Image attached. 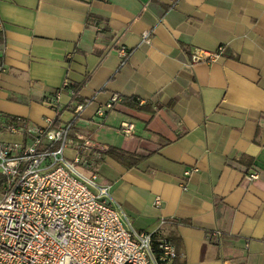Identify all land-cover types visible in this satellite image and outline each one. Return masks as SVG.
<instances>
[{
    "label": "crops",
    "instance_id": "0c3cea01",
    "mask_svg": "<svg viewBox=\"0 0 264 264\" xmlns=\"http://www.w3.org/2000/svg\"><path fill=\"white\" fill-rule=\"evenodd\" d=\"M0 36V115L95 146L97 184L174 245L162 264H264V0H0Z\"/></svg>",
    "mask_w": 264,
    "mask_h": 264
},
{
    "label": "built area",
    "instance_id": "2783aa9c",
    "mask_svg": "<svg viewBox=\"0 0 264 264\" xmlns=\"http://www.w3.org/2000/svg\"><path fill=\"white\" fill-rule=\"evenodd\" d=\"M141 39L148 42V32ZM221 53L222 46L214 52L193 48L189 63L213 62ZM117 55L124 62L130 51L119 47ZM118 99L113 96L105 109ZM81 110L82 105L75 106L72 122ZM104 112L100 108L96 115ZM53 124L46 121L45 128L35 127L0 115V131L23 138L0 140V264L171 262L177 255L174 245L167 239L153 242L148 232L134 230L127 212L112 201L109 186L97 184L100 155L95 146L77 134L70 139V124ZM133 130V124L121 125L124 136ZM258 176L251 170L243 178L251 182ZM160 203L156 196L154 204ZM214 235L220 241V233Z\"/></svg>",
    "mask_w": 264,
    "mask_h": 264
},
{
    "label": "trees",
    "instance_id": "16d2710c",
    "mask_svg": "<svg viewBox=\"0 0 264 264\" xmlns=\"http://www.w3.org/2000/svg\"><path fill=\"white\" fill-rule=\"evenodd\" d=\"M0 42H2V37L0 36ZM75 128V127H74ZM105 155L125 164L126 166H134L137 162L141 161V158H133L130 154L118 151L114 148H108ZM131 159L132 161H130Z\"/></svg>",
    "mask_w": 264,
    "mask_h": 264
},
{
    "label": "rangeland",
    "instance_id": "374dc122",
    "mask_svg": "<svg viewBox=\"0 0 264 264\" xmlns=\"http://www.w3.org/2000/svg\"><path fill=\"white\" fill-rule=\"evenodd\" d=\"M0 139L11 141V140H17L18 138H17V137H14V136L1 135V136H0Z\"/></svg>",
    "mask_w": 264,
    "mask_h": 264
}]
</instances>
